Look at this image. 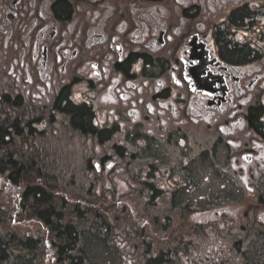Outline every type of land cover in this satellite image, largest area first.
I'll use <instances>...</instances> for the list:
<instances>
[{
    "label": "flooded vegetation",
    "instance_id": "1",
    "mask_svg": "<svg viewBox=\"0 0 264 264\" xmlns=\"http://www.w3.org/2000/svg\"><path fill=\"white\" fill-rule=\"evenodd\" d=\"M0 122L13 259L264 264V0H0Z\"/></svg>",
    "mask_w": 264,
    "mask_h": 264
},
{
    "label": "trees",
    "instance_id": "2",
    "mask_svg": "<svg viewBox=\"0 0 264 264\" xmlns=\"http://www.w3.org/2000/svg\"><path fill=\"white\" fill-rule=\"evenodd\" d=\"M1 125L2 124L0 122V126ZM56 140H59V139H56ZM4 168L10 174H13L15 172V170L17 169L16 165H14L13 163H6ZM22 168H23V166H22ZM1 172H2V167H1V164H0V174H1ZM12 182L14 183V182H16V180L14 178H12ZM25 182H26V184H29L28 181H25ZM28 190H30V189H28ZM43 200H45V198H43ZM37 204H42V201H38ZM2 205H4V202H3V199L1 197V192H0V207ZM8 212L10 214V216L8 218V221H7L8 223H1V219H2L4 211L0 208V228L1 229H5V228L8 229L9 225L12 224L11 222H12V219H13V210L10 209V210H8ZM85 212H86V214L82 215V217L86 216V217H91L92 218L93 215H89L87 211H85ZM68 220L70 222H72L74 220L76 221L77 220V216L74 219L73 213H69ZM4 240H7V238L0 233V264H45V262L42 261L40 258H39V260H36L35 262L29 261V260H24V259L23 260H19L20 258L13 259V256L10 253L11 250H9V246H12V247H15V246L12 243L4 244ZM70 248L71 247H69V249ZM161 263H163V262L149 261L146 264H161ZM48 264H80V262L79 263H65V262H61V261H55L53 263L49 262Z\"/></svg>",
    "mask_w": 264,
    "mask_h": 264
},
{
    "label": "rangeland",
    "instance_id": "3",
    "mask_svg": "<svg viewBox=\"0 0 264 264\" xmlns=\"http://www.w3.org/2000/svg\"><path fill=\"white\" fill-rule=\"evenodd\" d=\"M103 247H105V245L99 242L84 246L83 249H85L86 258L85 262L83 261L82 264H119L117 259L113 256L111 249L107 251L106 249H103ZM183 262L187 263L188 261L186 260ZM229 264H245V262L235 260L230 261Z\"/></svg>",
    "mask_w": 264,
    "mask_h": 264
}]
</instances>
